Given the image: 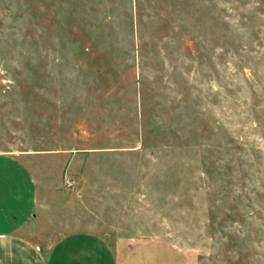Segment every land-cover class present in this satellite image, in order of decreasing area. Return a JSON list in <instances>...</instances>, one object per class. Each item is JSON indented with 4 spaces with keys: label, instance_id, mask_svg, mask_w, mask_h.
<instances>
[{
    "label": "rangeland",
    "instance_id": "374dc122",
    "mask_svg": "<svg viewBox=\"0 0 264 264\" xmlns=\"http://www.w3.org/2000/svg\"><path fill=\"white\" fill-rule=\"evenodd\" d=\"M0 154L46 246L264 264V0H0Z\"/></svg>",
    "mask_w": 264,
    "mask_h": 264
},
{
    "label": "crops",
    "instance_id": "0c3cea01",
    "mask_svg": "<svg viewBox=\"0 0 264 264\" xmlns=\"http://www.w3.org/2000/svg\"><path fill=\"white\" fill-rule=\"evenodd\" d=\"M21 168L11 178H0V264H120L109 239L94 231L62 233L48 246L34 240L30 233L38 234L32 227L37 206L35 183L29 170ZM24 174L28 181L20 184Z\"/></svg>",
    "mask_w": 264,
    "mask_h": 264
}]
</instances>
